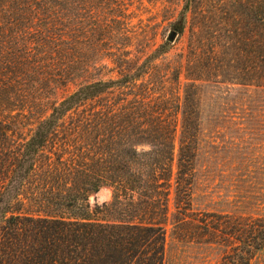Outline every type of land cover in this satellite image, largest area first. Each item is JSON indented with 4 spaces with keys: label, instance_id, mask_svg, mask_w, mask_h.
I'll list each match as a JSON object with an SVG mask.
<instances>
[{
    "label": "trees",
    "instance_id": "16d2710c",
    "mask_svg": "<svg viewBox=\"0 0 264 264\" xmlns=\"http://www.w3.org/2000/svg\"><path fill=\"white\" fill-rule=\"evenodd\" d=\"M158 3L181 5L185 58L154 33L141 62L108 49L116 77L56 100L85 69L86 22L130 37L126 10ZM222 83L264 93V0H0V264H168V226L196 220L203 93ZM103 186L112 200L92 208ZM218 215L204 220L218 264H253L264 212Z\"/></svg>",
    "mask_w": 264,
    "mask_h": 264
},
{
    "label": "rangeland",
    "instance_id": "374dc122",
    "mask_svg": "<svg viewBox=\"0 0 264 264\" xmlns=\"http://www.w3.org/2000/svg\"><path fill=\"white\" fill-rule=\"evenodd\" d=\"M148 7V11L135 7L126 10L129 19L121 29H126L130 37L112 38L108 32L101 31V34L98 26L92 27V31L91 23H85V69L73 83L57 91L56 100L81 84L116 77L118 72L109 51L123 47L124 59L141 62L152 50L145 48L148 36L156 33L155 46L169 41L171 32L175 30L172 22L177 18L181 5L175 3V9L170 12L163 9L162 3L152 9L150 5ZM128 42L130 45L125 47ZM170 42L172 49L166 54V60L179 56L185 58L188 31L184 34L177 32ZM181 81V84L186 81L184 74ZM202 98L203 120L193 188V217L196 220L185 226H168L165 255L168 264H218L225 249L204 243L207 238L204 220H211L212 226H216L223 220L218 214L264 212V93L251 86L222 83L206 87ZM49 112L50 104L41 117ZM35 125L36 120H33L25 126L24 136L30 135ZM178 146L177 140L175 162ZM112 196V188L103 186L90 193L91 207L110 202ZM253 264H264V253L256 257Z\"/></svg>",
    "mask_w": 264,
    "mask_h": 264
},
{
    "label": "water",
    "instance_id": "95a60500",
    "mask_svg": "<svg viewBox=\"0 0 264 264\" xmlns=\"http://www.w3.org/2000/svg\"><path fill=\"white\" fill-rule=\"evenodd\" d=\"M177 34V31L176 30H173L169 36V41H173L175 39V36Z\"/></svg>",
    "mask_w": 264,
    "mask_h": 264
}]
</instances>
